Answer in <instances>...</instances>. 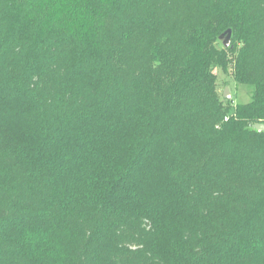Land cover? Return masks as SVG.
<instances>
[{"label":"trees","instance_id":"trees-1","mask_svg":"<svg viewBox=\"0 0 264 264\" xmlns=\"http://www.w3.org/2000/svg\"><path fill=\"white\" fill-rule=\"evenodd\" d=\"M256 124L264 0H0V264H264Z\"/></svg>","mask_w":264,"mask_h":264},{"label":"rangeland","instance_id":"rangeland-1","mask_svg":"<svg viewBox=\"0 0 264 264\" xmlns=\"http://www.w3.org/2000/svg\"><path fill=\"white\" fill-rule=\"evenodd\" d=\"M224 33V32H223ZM222 33V34H223ZM221 34V35H222ZM226 35L220 36L219 38V47L223 50H226V57L229 64V70L225 72L222 68H215L214 73L217 77V90L218 93L224 98V90L228 86L231 93V98L236 103H247L251 100L253 93V86L246 81H240L236 79L235 76V57L236 54L233 51L228 50L229 46L226 44Z\"/></svg>","mask_w":264,"mask_h":264},{"label":"water","instance_id":"water-1","mask_svg":"<svg viewBox=\"0 0 264 264\" xmlns=\"http://www.w3.org/2000/svg\"><path fill=\"white\" fill-rule=\"evenodd\" d=\"M226 35V44L229 46L230 43H231V37H232V29L231 28H228L222 35L224 36ZM224 98L226 99H230L231 98V93H230V89L229 87L227 86L224 90ZM255 128L258 130V131H262L264 130V124H256L255 125Z\"/></svg>","mask_w":264,"mask_h":264},{"label":"built area","instance_id":"built-area-1","mask_svg":"<svg viewBox=\"0 0 264 264\" xmlns=\"http://www.w3.org/2000/svg\"><path fill=\"white\" fill-rule=\"evenodd\" d=\"M228 118L226 117V120H227Z\"/></svg>","mask_w":264,"mask_h":264}]
</instances>
